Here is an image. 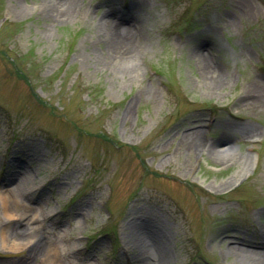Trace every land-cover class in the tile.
<instances>
[{
  "label": "rangeland",
  "instance_id": "374dc122",
  "mask_svg": "<svg viewBox=\"0 0 264 264\" xmlns=\"http://www.w3.org/2000/svg\"><path fill=\"white\" fill-rule=\"evenodd\" d=\"M45 3L0 0V190L25 157L47 225L5 246L0 199V264H244L233 236H264V0ZM108 10L130 59L106 57Z\"/></svg>",
  "mask_w": 264,
  "mask_h": 264
},
{
  "label": "bare ground",
  "instance_id": "6f19581e",
  "mask_svg": "<svg viewBox=\"0 0 264 264\" xmlns=\"http://www.w3.org/2000/svg\"><path fill=\"white\" fill-rule=\"evenodd\" d=\"M73 1L74 0L72 1L69 0V2L68 0L66 2L63 0H46L45 4L47 8H49L50 11L49 10L48 11L51 13L52 16L62 17L64 14H66V12L69 11V9L72 8ZM119 11L123 12L122 10ZM105 14L106 17L108 18L110 17V20L108 22H105L106 20L105 16H104L105 20L102 19L105 23V29L103 34L106 36V40L109 44L107 48L108 50L106 52V57H108V59L110 60L119 59V61L123 59L132 58V55L136 49L137 39L133 38L134 36L132 35L131 29H128L126 26L122 25V22L127 17L124 14H120L119 12H113V10L110 11L108 10ZM128 24L132 25V27L135 26L137 27V25L133 23V20H130V22L128 21ZM212 72H214V70ZM217 79L219 80L218 77H216V80ZM228 146L229 143L221 142L211 145V148L217 155L222 157L225 156L227 157L226 153H228L229 150L232 149V147H228ZM23 159H25V157L20 156L19 159H16L15 162L12 163V167L14 169L11 170L9 174L10 179L12 180V184L11 185L9 184L10 187H8L6 191L0 190V199L3 204V208L5 212L4 222L6 224L10 222L8 223V225L5 224L3 226V242L5 241V246H7L8 244H10L9 246H13L11 245L12 242L9 241V238L12 239L13 237L16 238V240L14 241L15 246H18V244H23V242L29 243L30 241L28 240V237L25 238V241H22V236L27 234L26 227L28 226V223L30 221L36 222L40 220V227H43V229L44 227L45 229L47 228V225H45L44 223L45 218L43 217L45 215V211L41 210L40 212H37V214H35L37 208L27 204L24 200V196L22 195L23 194L22 192L35 188L33 186L34 184L31 185L28 179V177H30V174L29 176L21 177L20 173L23 172L20 171V167L23 166ZM7 190L8 192H13V193L12 194L7 193ZM22 221H25L26 225L22 228H20L19 226L17 227V225ZM11 222L12 225H10ZM16 222L17 224L13 225ZM37 228L34 231H31L32 237L35 238L38 237V234L35 233ZM29 229H33V228L29 227ZM42 234L44 236V233ZM135 237L138 238V234L135 235ZM233 238L236 240L234 241L236 244H233L234 246L230 247L231 249L230 251L235 252L236 255L240 258V260L244 264H264V236L254 235V238L252 236L246 238V237H242L240 234H235ZM47 239L50 240V242L55 243L53 244L54 245L53 247L48 246L50 247L47 251L48 254L57 256L60 252H64L66 250V248L61 246V244H58V242H56L57 240H53V238L46 237V242H48ZM138 246H140L139 248L140 251L138 255L140 257H144L145 258V259L143 258L144 261L152 262V258L148 256V253L150 251V246L146 247V245L144 244ZM160 254L161 253L156 250L155 262H157V264H164L163 256H161Z\"/></svg>",
  "mask_w": 264,
  "mask_h": 264
},
{
  "label": "trees",
  "instance_id": "16d2710c",
  "mask_svg": "<svg viewBox=\"0 0 264 264\" xmlns=\"http://www.w3.org/2000/svg\"><path fill=\"white\" fill-rule=\"evenodd\" d=\"M20 75L27 79L26 74H22V73H20Z\"/></svg>",
  "mask_w": 264,
  "mask_h": 264
}]
</instances>
